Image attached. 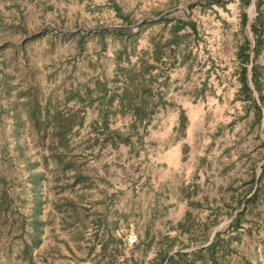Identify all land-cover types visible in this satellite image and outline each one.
Returning <instances> with one entry per match:
<instances>
[{
	"label": "rangeland",
	"instance_id": "obj_1",
	"mask_svg": "<svg viewBox=\"0 0 264 264\" xmlns=\"http://www.w3.org/2000/svg\"><path fill=\"white\" fill-rule=\"evenodd\" d=\"M192 1L0 0V264H157L162 248L187 253L171 264H264V29L244 65L247 98L239 48L254 46L256 0L187 9ZM174 8L131 37L75 31ZM258 12L264 20V0ZM176 19L195 27L174 35ZM154 45L164 51L150 59L163 104L132 127L131 114L102 97L104 81L113 85L117 52L134 62ZM56 111L71 122L59 141ZM105 114L127 142L105 131Z\"/></svg>",
	"mask_w": 264,
	"mask_h": 264
},
{
	"label": "trees",
	"instance_id": "obj_2",
	"mask_svg": "<svg viewBox=\"0 0 264 264\" xmlns=\"http://www.w3.org/2000/svg\"><path fill=\"white\" fill-rule=\"evenodd\" d=\"M251 0H245L244 4L250 3ZM262 0H256V15L251 22V31L254 37V46L251 47L248 41H245L242 46L239 48V57L242 60V67L240 68V80H241V91L247 98H251L252 90L247 81V68L244 66L250 59V50L254 53V57L260 51L262 42H263V29H264V20L263 17L258 12L260 4ZM116 14L124 19V14L121 13L119 7L117 5H113ZM244 21L246 20V14L243 15ZM125 20V19H124ZM164 21H167L164 19ZM127 23V21H126ZM145 24V23H144ZM142 24L141 26H143ZM140 26V27H141ZM185 26H191L194 28L195 26L190 21H184L182 19H176L172 24V32L174 35ZM101 34H106L107 32H100ZM119 35H124L131 37L134 34L133 31H117L115 32ZM79 35L85 36L84 34L79 33ZM122 52H117L116 54V67L114 71V79L113 85L109 87L107 82L104 81V92L102 97L107 98L108 104L113 103L115 100L117 101V105L121 111H126L131 114L133 118L132 122L134 127L136 123L142 124L145 121H148L153 113L155 112V108L159 104H163V97L160 92H157L156 100L154 99L155 92L153 91V84L157 82V76L152 74V69L155 67L154 63L150 62V59H153L154 62H159L162 57V47L157 45L153 46V50L151 52L143 50L141 51L140 56L134 61L131 62L129 59V54H126L125 57H122ZM251 79L255 88H258L257 80H258V67L253 65L251 68ZM33 97V105L30 109L31 119L39 124L42 110L38 105V99L36 95L30 94ZM260 101L262 97L259 96ZM45 112H48L47 106L44 107ZM254 111L257 115V118H262V111L258 103H254ZM107 114L101 117V124L104 126L106 132L115 133L116 136L121 139V142H127V137H120V133L118 134L116 130L108 131L107 125ZM54 120L56 122L54 127V134L56 135L57 140H63L66 137V131L70 129L71 122L70 118L67 117H59V113L56 111L54 113ZM187 117L183 110L179 113V123L178 126L183 130L186 126ZM264 178V168L261 169L259 178ZM257 191H254L247 199L246 202L254 201L257 197ZM246 206V205H245ZM245 206L236 213L234 218L231 220V225H236L239 227L241 224V217L245 210ZM215 245V241L213 240L208 246L207 249H212ZM201 252L199 251H196ZM186 255V252L177 251L175 254H169L168 249H159L158 254L156 256L157 264H171L175 262L176 257L178 258V262H181V256ZM177 264V263H176ZM179 264V263H178ZM182 264H191L184 262Z\"/></svg>",
	"mask_w": 264,
	"mask_h": 264
},
{
	"label": "water",
	"instance_id": "obj_3",
	"mask_svg": "<svg viewBox=\"0 0 264 264\" xmlns=\"http://www.w3.org/2000/svg\"><path fill=\"white\" fill-rule=\"evenodd\" d=\"M215 1H221V0H193L191 3H189L187 5V9H190L191 6H195L198 3H204V2H215ZM181 8H174V9H170L167 10L161 14H159L157 17H147L144 19H141L139 21H137L135 24L132 25H107V26H97L95 28H91V29H85V28H81V29H77L75 31H81V32H98V31H106V32H117V31H132V30H136L139 29L140 26L146 22L149 21H159L175 12L180 11ZM51 28L56 29L53 25H50ZM58 30V29H56ZM1 46V45H0Z\"/></svg>",
	"mask_w": 264,
	"mask_h": 264
}]
</instances>
